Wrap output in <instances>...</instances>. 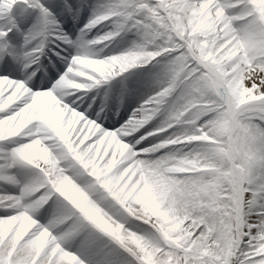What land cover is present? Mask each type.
Returning <instances> with one entry per match:
<instances>
[{
    "label": "snow or ice",
    "instance_id": "obj_1",
    "mask_svg": "<svg viewBox=\"0 0 264 264\" xmlns=\"http://www.w3.org/2000/svg\"><path fill=\"white\" fill-rule=\"evenodd\" d=\"M0 264H264V0H0Z\"/></svg>",
    "mask_w": 264,
    "mask_h": 264
},
{
    "label": "bare ground",
    "instance_id": "obj_2",
    "mask_svg": "<svg viewBox=\"0 0 264 264\" xmlns=\"http://www.w3.org/2000/svg\"><path fill=\"white\" fill-rule=\"evenodd\" d=\"M85 22H86V17L82 18V23H85Z\"/></svg>",
    "mask_w": 264,
    "mask_h": 264
}]
</instances>
